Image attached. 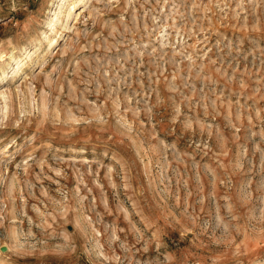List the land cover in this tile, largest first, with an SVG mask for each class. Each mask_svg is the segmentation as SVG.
Returning <instances> with one entry per match:
<instances>
[{"label":"rangeland","instance_id":"374dc122","mask_svg":"<svg viewBox=\"0 0 264 264\" xmlns=\"http://www.w3.org/2000/svg\"><path fill=\"white\" fill-rule=\"evenodd\" d=\"M1 89L0 264H264V0H0Z\"/></svg>","mask_w":264,"mask_h":264},{"label":"bare ground","instance_id":"6f19581e","mask_svg":"<svg viewBox=\"0 0 264 264\" xmlns=\"http://www.w3.org/2000/svg\"><path fill=\"white\" fill-rule=\"evenodd\" d=\"M75 6L74 7H72L70 10H69V13H68V17H70L74 12H76L75 11ZM81 13V12H80ZM77 14V13H76ZM77 17V16H76ZM69 19V18H68ZM69 21V20H68ZM55 42H57L56 40H53L52 42H51V46H53L54 44H55ZM6 54H3V56H5ZM2 56V55H1ZM0 94L2 95V96H4V97H6V95H7V92L5 91V90H2L1 89V91H0Z\"/></svg>","mask_w":264,"mask_h":264}]
</instances>
